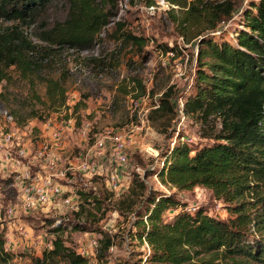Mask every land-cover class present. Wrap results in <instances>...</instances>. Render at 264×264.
<instances>
[{
	"label": "trees",
	"instance_id": "trees-1",
	"mask_svg": "<svg viewBox=\"0 0 264 264\" xmlns=\"http://www.w3.org/2000/svg\"><path fill=\"white\" fill-rule=\"evenodd\" d=\"M121 1L0 0V19L16 22L0 33V87L12 66L29 77L59 48H94L111 23L122 43L142 48L144 37L115 21ZM198 4L208 2L198 0ZM234 4L226 0L217 5L214 18H209V32L198 34L193 91L184 101L185 115L202 124L201 136L208 141L194 147L181 136L162 153V167L146 175H156L162 183L181 190L208 188L225 203L228 217L220 218L201 206L189 212L186 203L171 193L148 188L135 174L120 202L127 205L122 212L135 216L132 234L141 243L145 240L150 252L147 259L138 258L133 264H264V0H251L227 32L217 29L222 17H233ZM56 5H63L67 13L52 26L43 23L37 37L46 45L30 40L22 25L45 20ZM45 83L50 103L63 105L62 80L47 78ZM172 95V89L163 94L154 115L172 118L177 112ZM32 112L29 115L36 117V111ZM16 122L24 125L17 117ZM98 194L91 188L80 196L100 203ZM78 206L80 217L86 208L83 203ZM169 209H174L171 219L166 215ZM90 228L80 218L58 224L52 229V246L34 257L33 264H88V256L68 245L64 234ZM100 242L106 251L112 238L104 234ZM10 257L0 224V264Z\"/></svg>",
	"mask_w": 264,
	"mask_h": 264
},
{
	"label": "rangeland",
	"instance_id": "rangeland-1",
	"mask_svg": "<svg viewBox=\"0 0 264 264\" xmlns=\"http://www.w3.org/2000/svg\"><path fill=\"white\" fill-rule=\"evenodd\" d=\"M200 1L208 5L198 4V0H123L115 21H122L134 35L144 37L142 48L122 43L111 23L90 50L59 48L29 77H24L17 67L8 69V77L0 87L3 94L0 113L8 109L15 119L24 122L22 137L32 147H37L44 138L45 125L49 122L64 126L65 148L61 155L66 163H75L87 153L100 134L128 133L136 126L142 129L130 132L133 141L127 148L126 164L118 166L109 157L101 159L102 179L69 172L64 179H58L65 195L38 210L21 211V191L11 185L14 175L0 178V224L6 250L11 253L9 261L1 264H33L34 257L51 247L55 236L52 229L78 218L85 221L90 230L66 232L64 237L78 252L87 251L88 264H133L138 258L147 259L149 250L145 243L132 234L135 216L122 212L127 205L120 202L135 174L145 180L148 188L171 193L188 208L201 206L220 218L228 217L225 203L206 187L181 190L162 183L156 175L146 177L148 170L162 167V153L181 136L182 141L185 138L194 147L208 141L201 136L200 122L178 112V105L193 91L198 66V34L204 30L209 32V18H214L212 11L226 0ZM232 1L235 3L233 17H222L217 29L227 32L251 0ZM66 13L63 5H56L45 20L22 25L24 34L33 42L46 45L37 37L44 28L43 23L47 21L52 26L56 20H63ZM15 23L0 19V33ZM47 78L62 80L63 105L50 103ZM169 89H172L177 112L172 118L154 115L155 106ZM32 111H36V117L29 115ZM67 119L72 120L69 126ZM38 167L39 164L33 165L32 172ZM112 176H118L121 181L117 191L106 184ZM91 188L99 193L100 203L80 196ZM68 197L73 198L70 204L85 205L86 211L80 217L76 215L79 207L73 209L64 202ZM10 206L16 207L11 215L6 210ZM173 213L174 209L167 211L168 219ZM104 234L112 238V245L106 251H102L100 242ZM93 240H97V244H93ZM142 264L148 263L143 261Z\"/></svg>",
	"mask_w": 264,
	"mask_h": 264
},
{
	"label": "built area",
	"instance_id": "built-area-1",
	"mask_svg": "<svg viewBox=\"0 0 264 264\" xmlns=\"http://www.w3.org/2000/svg\"><path fill=\"white\" fill-rule=\"evenodd\" d=\"M158 106L156 105L155 108ZM178 106V112L185 115L184 103L181 102ZM66 124L69 126L72 120L67 119ZM141 129L142 126H136L130 132ZM22 132L23 129L17 124L15 116L8 109L2 110L0 113V164L10 162L13 164L14 170L9 174L14 175L11 185L18 187L21 191L19 209L24 212L38 210L52 204L57 197L62 198L65 195L64 186L58 179H64L69 172H77L83 177L104 176L99 162L105 157H109L110 161L118 166L126 164L128 162L127 148L133 141V135L130 132L108 131L98 135L89 151L78 157L75 163L69 164L61 155L65 148L64 126L51 122L46 124L44 138L37 147H32L25 142ZM175 143L173 142L172 147ZM37 164L39 167L33 173L31 167ZM107 180L106 184H109L110 189L119 190L121 181L118 176H112ZM72 199L68 197L64 202L69 205ZM70 206L73 209L79 207L76 204H70ZM15 209L16 207L10 206L6 210L11 215ZM196 209L197 207H186L189 212H194ZM1 216L2 209H0V218ZM92 243L97 244V240H93ZM144 243L150 252L148 243L145 240ZM86 252L83 250L81 254L89 256Z\"/></svg>",
	"mask_w": 264,
	"mask_h": 264
},
{
	"label": "crops",
	"instance_id": "crops-1",
	"mask_svg": "<svg viewBox=\"0 0 264 264\" xmlns=\"http://www.w3.org/2000/svg\"><path fill=\"white\" fill-rule=\"evenodd\" d=\"M0 157H1V153H0ZM13 170H14V166L11 162L6 163L4 165L0 164V178L9 175Z\"/></svg>",
	"mask_w": 264,
	"mask_h": 264
}]
</instances>
